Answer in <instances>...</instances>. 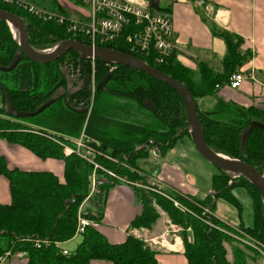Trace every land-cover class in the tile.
<instances>
[{
	"label": "trees",
	"instance_id": "obj_1",
	"mask_svg": "<svg viewBox=\"0 0 264 264\" xmlns=\"http://www.w3.org/2000/svg\"><path fill=\"white\" fill-rule=\"evenodd\" d=\"M16 4L0 2V10L24 20L28 41L34 50L51 49L63 40L89 44L84 37L68 33L65 26L43 22ZM217 36L226 47L221 74L201 63L197 73L192 72L176 60L174 50L167 64L156 65L130 52L122 37L102 47L137 57L180 82L195 102L208 148L216 154L248 164L264 176V136L261 130L253 128L244 144L241 140L250 122L258 121L264 125V111L255 107L239 108L221 100L203 111L196 104L198 99L214 97L221 86L228 85L229 77L237 73L249 57L240 50L241 41L233 35L218 31ZM78 57L76 51L69 50L48 64L32 62L20 52L8 25L0 21V68H7L14 60L17 61L11 70H0V86L6 90L13 108L32 112L55 98L48 108L35 116L39 121L36 123L43 128L38 129L42 136H37L24 125L35 117L17 119L6 114L4 92L0 88V118L4 117L0 120V139L23 146L39 159L62 162L63 172L59 179L47 171L7 169L0 162V175L8 181L10 194L9 203L0 205V257L6 252H24L23 259L27 264H89L97 260L111 264H157L156 253L142 240L127 236L119 244L110 243L98 229L101 222L99 209L95 213L80 210V216L90 220L91 224L85 228L73 253L63 255L60 252L59 245L74 236L83 202L91 200L96 205L93 199L102 202L109 187L121 183L110 177L107 171L93 170V166L84 159L64 151L50 139L49 134L78 138L82 132L83 140H89L88 144L101 152L102 155L96 157L101 167L139 183L146 180L144 182L143 175L134 171L135 163L147 157L150 147L156 146L163 153L177 139L189 137L182 101L169 86L143 72L118 65L112 66L114 70L106 84L101 90L94 91L91 97V93L83 88L82 79L85 73L90 74L92 61L87 59L80 63ZM93 70L97 84L107 73L108 64L93 60ZM65 101L71 108L79 110L87 109L91 104L89 114L69 110ZM137 147H140L138 151ZM128 167L134 168L129 170ZM95 178L97 192L91 199L89 195ZM235 188L245 190L252 207L250 225L240 224L239 229L264 243V205L258 190L244 177L232 178L223 171H218L211 179L215 200L220 198L240 212L241 205L232 194ZM131 189L141 211L132 219L129 228L149 229L154 224L159 217L152 207V201H155L172 222L184 229L179 236L187 264H246L250 258L243 249L233 246L225 234L209 229L199 218L178 212L170 202L143 188ZM174 196L193 213L199 214L203 207H209L211 211L214 208L208 197L197 201ZM212 221L221 226L216 218ZM187 228L189 232L185 231ZM188 236L191 242L187 241ZM34 239L45 242L37 248ZM224 243L231 246L230 261L226 258Z\"/></svg>",
	"mask_w": 264,
	"mask_h": 264
},
{
	"label": "crops",
	"instance_id": "obj_2",
	"mask_svg": "<svg viewBox=\"0 0 264 264\" xmlns=\"http://www.w3.org/2000/svg\"><path fill=\"white\" fill-rule=\"evenodd\" d=\"M53 3L52 12L70 14L78 9L73 3L62 0H53ZM163 9L169 14L172 23L176 60L192 72L197 73L198 64L201 63L215 73H222L226 47L224 41L217 36L218 31L227 32L240 40V50L249 55L238 70L244 77L242 85L236 90L230 89L228 85L221 86L214 97L198 99V108L201 111L209 110L217 100H221L239 108L255 107L264 111V0H168ZM187 139L183 147L167 156L168 159H161L152 152L147 154L148 160L144 158L136 161L135 167L143 172L145 183L150 179L171 194L202 201L212 191L211 179L215 174L208 175L190 137ZM0 162L7 169L47 171L59 179L63 174L59 161L39 159L23 146L3 139H0ZM204 170L207 171V183L205 187L199 188L196 181L204 178ZM94 183L96 184V178ZM96 192V187H92L89 197L93 199ZM200 194L202 197H199ZM9 195L8 181L0 175V205L9 203ZM103 195L102 202L100 199L92 200L96 205L91 200H85L78 215H81L80 210L95 213L99 209L101 222L98 229L110 243L119 244L127 236H131L142 240L156 253L157 264H187L181 237L176 234L174 225L166 217H158L149 229L129 228L132 219L141 211L130 186L113 185ZM75 237L74 235L60 245L69 244ZM226 258L231 260L228 252ZM0 264L27 262L25 259L6 257ZM89 264L111 263L97 260Z\"/></svg>",
	"mask_w": 264,
	"mask_h": 264
},
{
	"label": "built area",
	"instance_id": "obj_3",
	"mask_svg": "<svg viewBox=\"0 0 264 264\" xmlns=\"http://www.w3.org/2000/svg\"><path fill=\"white\" fill-rule=\"evenodd\" d=\"M74 5L86 7L88 10L76 9L70 14L58 12H41L32 7L18 3V7L26 10L31 15L41 19L43 22H54L57 25L66 27V31L72 35L82 36L91 47H102L103 45L115 43L120 37L123 38L124 44L129 51L141 57L151 60L156 65H165L171 57L174 50L173 45V31L172 23L169 14L163 8H160L162 1L158 0L159 7L152 9L149 5L150 0H72ZM181 1V0H174ZM5 4L15 3L14 0H0ZM201 4H203L201 2ZM93 61V60H91ZM108 71L112 70V66ZM244 81V77L240 72L232 74L228 79V86L230 89H238ZM93 87V86H92ZM35 132V131H32ZM67 153H74L80 158L84 159L91 165L94 170L97 165L93 163L94 147L82 140L78 142L76 147L70 149L60 144ZM84 141V142H83ZM140 147H137L138 151ZM158 151L156 146L149 148V151ZM107 174L114 180L121 184L131 187L143 188L146 191L161 194V187L153 180H147V183L131 182L125 178L116 175L114 172L108 171ZM97 184V183H96ZM96 184L92 182V187L95 189ZM214 192L210 191L208 196L210 200L215 201ZM87 199V198H86ZM171 201V200H170ZM172 202V201H171ZM175 208L183 213L190 214L199 218L209 229L215 228L212 219L213 212L209 207H203L199 214L193 213L184 206L172 202ZM91 224L90 220L79 216L77 217V225L75 229V236H80L85 228ZM179 235L178 230L174 229ZM182 230V229H181ZM189 232L190 229L185 230ZM191 237H187V241L191 242ZM35 247L39 248L45 241L39 239L33 240ZM58 246V245H57ZM256 251L258 250L264 258V244L252 246ZM63 255H67L65 250L60 251ZM11 257L15 259H23L24 252L11 253L6 252L0 257V262L6 258Z\"/></svg>",
	"mask_w": 264,
	"mask_h": 264
},
{
	"label": "water",
	"instance_id": "obj_4",
	"mask_svg": "<svg viewBox=\"0 0 264 264\" xmlns=\"http://www.w3.org/2000/svg\"><path fill=\"white\" fill-rule=\"evenodd\" d=\"M149 5L152 9H157L159 7L158 0H150ZM0 21H3L8 25L14 41L19 46L20 52L25 58L32 62L38 64H48L52 61L59 59L69 50H74L79 54L78 61L80 63H83L85 60L90 59L99 60L111 66H125L143 72L147 76L152 77L158 80L159 82L169 86L180 97L182 101L187 124V131L197 153L205 161L215 167L218 171L226 172L230 174L232 178L244 177L258 190L262 203L264 205V176L261 175L252 166L245 164L241 161L231 160L223 155L216 154L208 148L203 138V130L198 118L195 102L193 101L189 91L180 82L162 73L160 70L147 65L137 57L121 53L111 48L91 47L89 45H85L77 41L63 40L58 42L51 49L43 51L34 50L29 44L27 27L22 18L7 11L0 10ZM10 25H15L18 28L17 40L14 37V33ZM16 62L17 61L14 60L9 65V67L0 68V70L9 71L16 65ZM113 70L114 67H112L111 71H107L104 77L96 84L95 91H99L103 88V86L110 78ZM82 86L87 92H91L90 76L87 73H85L83 76ZM0 88L4 92L6 114L12 118H33L40 114L43 110L48 108L55 101V98H51L32 112H20L16 111L13 108L6 90L2 86H0ZM65 105L69 110L78 114H83L87 112L85 108L81 110L71 108L67 101H65ZM253 128H258L259 130H261L264 136V125L258 121H252L249 123L247 129L242 134L241 140L243 144L245 143L249 132Z\"/></svg>",
	"mask_w": 264,
	"mask_h": 264
},
{
	"label": "rangeland",
	"instance_id": "obj_5",
	"mask_svg": "<svg viewBox=\"0 0 264 264\" xmlns=\"http://www.w3.org/2000/svg\"><path fill=\"white\" fill-rule=\"evenodd\" d=\"M14 1H15V3H17V2L22 3V4L26 5V6L32 7L34 9H37V10L41 11V12H43V11L52 12L53 8H54L53 0H14ZM57 1H59V0H57ZM62 1H65V2H68V3H71V4L73 3L72 0H62ZM167 4H168V0L162 1L161 4H160V8H164ZM76 7H78L79 9H82L83 11L88 10V8L81 7L79 5H77ZM22 16H24V15L22 14ZM92 68H93V61L91 62V72H90V74H91V82H94V70ZM110 68L111 67L108 65V70ZM39 76H41V72H39ZM92 96H93V92L91 93V97ZM90 108H91V105H90ZM89 111H88L87 114H89ZM0 117H1V115H0ZM3 118H0V120H2ZM36 119H37V117H35L33 119H30L31 122L24 123V125H25V128L27 126L30 128L28 130L35 131V132H31L32 134L38 136V135H41L40 133H42L38 129H43V128H41L40 125L36 123V122H39ZM23 128H24V126H23ZM49 136H50V139L52 141L57 140L60 144H63L65 147H68L70 149L75 148L77 143L81 142L84 139V135H83L82 132H81V134H80V136L78 138H69L67 136L60 137L59 135H55L54 136V135H50V134H49ZM187 138H188V136H183V137L177 139L175 141L174 145L171 148H166L163 153H160V151H156L154 153H156V156H158L159 158L165 159L168 155H170V156L173 155V153L177 149H180L181 147H183V143L188 140ZM88 142L90 143L89 140H86L87 144H88ZM90 146H92V145H90ZM94 151L95 152H94L93 163L98 166L97 170H99V171L102 170V171H107L108 172V170H106L105 168L101 167L96 162V157H99L100 155H102L101 152L97 148H95ZM152 152L153 151L150 150L149 153H152ZM74 155H76V154H74ZM168 157H167V159H168ZM198 157H199L198 159L200 160L202 165L208 171V175L209 174H216L218 172V170L215 167H213L211 164H209L207 161H205L201 156H198ZM145 160H148V158H145ZM60 163L62 165V162H60ZM124 167H127V166L124 165ZM128 169L132 170L129 167H128ZM93 170H94V168H93ZM134 171L138 172L141 175L143 174L142 171H139L136 168L134 169ZM207 171L204 170V178L198 179L196 181V184H197V186L199 188H203V187L206 186L207 182H206V178L205 177H207ZM143 179H144V182H145L146 177L144 176V174H143ZM131 182H137V181H131ZM137 183H139V182H137ZM140 184H143V183H140ZM208 187H209V185H208ZM150 193L153 194V195H156L157 197H159V198H161V199H163V200H165L167 202H170L172 204V206H174L172 202H176L178 205L181 206L179 199L178 200L175 199V196H174L175 194H171L166 189H163L162 191H160L161 194H157V193H154V192H150ZM232 194L239 201V203L241 205V211L237 212L234 207H232L231 205L227 204L224 200H222L220 198H217L214 201V208H213L212 212H213L214 218H216V219L218 217L221 218L220 220L217 219L220 222L221 226L217 225V224H214L215 228L212 227V229H216V230L221 231L223 234H225L232 241L230 243L233 246H237L240 249H243L249 255L250 258L248 259V262H246V264H264V258L262 257L260 252L258 250L256 251V249H254L252 247V246H256V245L264 244V243L258 242L256 239H254L251 236L245 234L242 230L239 229V225L240 224H242L243 226H249L250 223H251V214H252L251 201H250L248 195L246 194V192H245V190L243 188H235V189H233L232 190ZM207 195H208V193H207ZM213 196L215 197V193H214ZM199 197H202V195L200 194ZM207 197H208V199H210L209 196H207ZM179 198H184V197H182L180 195ZM192 199H194V198H192ZM195 200H197V199H195ZM210 202H213V201H210ZM152 207H153L154 211L157 213V215L159 217L160 216L164 217V218L166 217L172 223V225H174L175 229L178 230L179 234L183 233L184 229L181 226L176 225L174 222H172V220L170 219V217L168 216L166 211L163 208H161L155 201H152ZM175 209H177V208H175ZM177 211L181 212L179 209H177ZM200 212H201V210H200ZM196 214H197V212H196ZM215 215L217 217H215ZM80 239H81V235L80 236H76L69 244H66L64 246L60 245L59 249L60 250L66 249L67 251H69V254L73 253L75 247L80 242ZM224 246H225L227 252L231 255V246L229 244H226V243H224Z\"/></svg>",
	"mask_w": 264,
	"mask_h": 264
},
{
	"label": "flooded vegetation",
	"instance_id": "obj_6",
	"mask_svg": "<svg viewBox=\"0 0 264 264\" xmlns=\"http://www.w3.org/2000/svg\"><path fill=\"white\" fill-rule=\"evenodd\" d=\"M93 69V68H92ZM88 74V73H87ZM89 76H90V87H91V92L90 93H92V92H94L95 91V86H96V84H95V82H91V74H89ZM82 81H83V79H82ZM93 86V87H92ZM91 105V104H90ZM90 105H89V107L86 109L87 110V112L86 113H88V111L90 110Z\"/></svg>",
	"mask_w": 264,
	"mask_h": 264
},
{
	"label": "bare ground",
	"instance_id": "obj_7",
	"mask_svg": "<svg viewBox=\"0 0 264 264\" xmlns=\"http://www.w3.org/2000/svg\"><path fill=\"white\" fill-rule=\"evenodd\" d=\"M10 27H11L13 33H14V37H15V39L17 40V39H18V28H17V26H15V25H10Z\"/></svg>",
	"mask_w": 264,
	"mask_h": 264
}]
</instances>
